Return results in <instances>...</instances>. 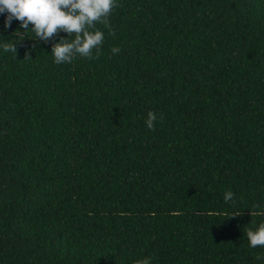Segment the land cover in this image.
Here are the masks:
<instances>
[{
	"label": "trees",
	"instance_id": "obj_1",
	"mask_svg": "<svg viewBox=\"0 0 264 264\" xmlns=\"http://www.w3.org/2000/svg\"><path fill=\"white\" fill-rule=\"evenodd\" d=\"M117 2L70 64L0 14V264H264V0Z\"/></svg>",
	"mask_w": 264,
	"mask_h": 264
},
{
	"label": "clouds",
	"instance_id": "obj_2",
	"mask_svg": "<svg viewBox=\"0 0 264 264\" xmlns=\"http://www.w3.org/2000/svg\"><path fill=\"white\" fill-rule=\"evenodd\" d=\"M119 6L117 0H0V14H6L5 28L11 27L13 20L20 22L23 32L17 30L13 33L19 40H23L25 33L30 31L35 34V39L48 43L59 36L60 32H65L68 38L61 37L58 42L53 43L51 55L56 64H70L77 57H99L105 33L97 25H103L110 35H114L109 18ZM0 48L6 53L17 55L16 43L0 42ZM111 51L119 54L121 49L114 47ZM24 59L31 57L26 53ZM158 119L162 121L163 117L158 118L156 113L149 111L145 124L155 131ZM233 198L231 190L226 191L223 197L225 202ZM255 207L259 208V205ZM253 215H264V212L251 211V216ZM246 235L251 247L264 246V223H260L255 230L248 228ZM257 259L264 257L257 256ZM134 264H152V258L137 259Z\"/></svg>",
	"mask_w": 264,
	"mask_h": 264
}]
</instances>
